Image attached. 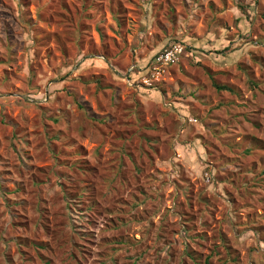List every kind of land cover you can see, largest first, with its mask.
Listing matches in <instances>:
<instances>
[{"label":"rangeland","instance_id":"374dc122","mask_svg":"<svg viewBox=\"0 0 264 264\" xmlns=\"http://www.w3.org/2000/svg\"><path fill=\"white\" fill-rule=\"evenodd\" d=\"M206 260L264 264V0H0V264Z\"/></svg>","mask_w":264,"mask_h":264},{"label":"built area","instance_id":"2783aa9c","mask_svg":"<svg viewBox=\"0 0 264 264\" xmlns=\"http://www.w3.org/2000/svg\"><path fill=\"white\" fill-rule=\"evenodd\" d=\"M182 50L183 47L180 44H171L155 54L152 60V67L149 72L151 77H144L143 80L145 83L150 84L152 79H157L160 76L163 66L175 63L178 60L179 55L182 53Z\"/></svg>","mask_w":264,"mask_h":264},{"label":"trees","instance_id":"16d2710c","mask_svg":"<svg viewBox=\"0 0 264 264\" xmlns=\"http://www.w3.org/2000/svg\"><path fill=\"white\" fill-rule=\"evenodd\" d=\"M216 87H217V88H220V89H221V88H225V89L227 88V89H228L227 86H218V85H217ZM41 247H42V246H41ZM27 257H28V255H27ZM206 264H208L207 260H206Z\"/></svg>","mask_w":264,"mask_h":264},{"label":"crops","instance_id":"0c3cea01","mask_svg":"<svg viewBox=\"0 0 264 264\" xmlns=\"http://www.w3.org/2000/svg\"><path fill=\"white\" fill-rule=\"evenodd\" d=\"M159 51H160V50H159ZM154 55H155V54H154ZM154 55H153V56H154Z\"/></svg>","mask_w":264,"mask_h":264}]
</instances>
